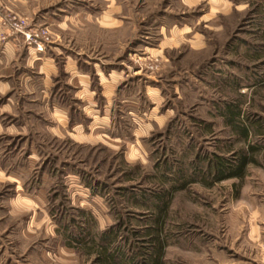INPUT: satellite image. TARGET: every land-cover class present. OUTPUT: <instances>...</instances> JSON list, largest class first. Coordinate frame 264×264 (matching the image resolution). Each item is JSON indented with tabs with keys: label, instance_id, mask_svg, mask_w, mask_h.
<instances>
[{
	"label": "rangeland",
	"instance_id": "rangeland-1",
	"mask_svg": "<svg viewBox=\"0 0 264 264\" xmlns=\"http://www.w3.org/2000/svg\"><path fill=\"white\" fill-rule=\"evenodd\" d=\"M182 1L120 0L121 27L114 32L79 14L67 31L55 25L74 10L113 11L97 0H26L20 6V17L32 29H46L52 43L126 64L143 80L129 92L145 83L147 97L140 92L134 98L136 118H121L111 133L124 143L110 148L41 134V159L32 155L20 170L30 175L29 190L40 191L24 200L10 195L11 184L0 186L1 264H98L94 250L64 243L60 216L68 232L119 229L115 245L147 254L146 237L133 232L143 233L155 215V195L165 192L164 264H264V0ZM165 41L169 47L160 52ZM227 105L238 112L233 122ZM241 126L249 127L247 138ZM3 142L1 153L14 150L11 137ZM249 144L259 147L257 162L247 165L241 180L205 184L198 176L206 159L233 158ZM20 150L23 156L26 148ZM142 193L149 195L147 206L134 202ZM30 221L41 228L22 236Z\"/></svg>",
	"mask_w": 264,
	"mask_h": 264
},
{
	"label": "crops",
	"instance_id": "crops-1",
	"mask_svg": "<svg viewBox=\"0 0 264 264\" xmlns=\"http://www.w3.org/2000/svg\"><path fill=\"white\" fill-rule=\"evenodd\" d=\"M25 2L0 0V151L3 150L2 145L7 147L3 139L11 137L14 142L13 151L0 152V186L11 184V196L31 200L32 193L41 188L38 186L29 190L26 183L30 175L25 177L20 170L32 155L41 159V134L50 139L87 146L100 144L110 148L114 142L124 143L121 134L111 132L121 118L131 121L136 118V107L132 103L140 92L147 97V84L144 83L138 92L130 93L128 89L142 78L136 72L132 75L126 64L106 63L82 52L74 53L67 45L50 41L43 51H37L21 34L11 32L2 24V17L8 14L24 15L20 6ZM97 2L102 6H112L113 11L94 13L86 9L74 10V14H62L61 21L55 25L60 31H67V22L73 25V15L79 14L82 20H91L101 28L118 31L121 27L119 12L123 7L120 0ZM182 2L186 4V0ZM101 19L110 22L104 25ZM62 24L66 26L62 27ZM165 42L160 52L169 47ZM144 81L147 80L144 78ZM152 108L153 105L149 109ZM115 109L118 110V118ZM121 109L123 115L120 114ZM22 148H26L23 156L18 154ZM41 226V222L30 221L22 226L21 234H33Z\"/></svg>",
	"mask_w": 264,
	"mask_h": 264
},
{
	"label": "trees",
	"instance_id": "trees-1",
	"mask_svg": "<svg viewBox=\"0 0 264 264\" xmlns=\"http://www.w3.org/2000/svg\"><path fill=\"white\" fill-rule=\"evenodd\" d=\"M225 108L226 117L228 118L227 121L233 122L238 112H234L232 106L230 105H227ZM249 130L248 126H241L239 132L244 138H247L250 132ZM258 149L259 147L257 145L249 144L245 150L238 151L233 158L227 159L222 156L214 155L212 158L206 159L205 171L202 173L199 171L197 174L198 176H202V180L205 184L220 182L230 178L241 180L245 174L247 165L250 163L256 164L257 161L254 157V153ZM189 178L194 177L190 176ZM165 180L166 179L162 178L161 182H164ZM81 182L84 186L88 188L91 187L90 182L86 179L82 178ZM183 182L181 185H177L179 186L177 189L185 186ZM166 194L167 193L165 192L164 195H155V199L151 203L155 209V215L153 216L150 224L145 227L143 233L139 234L138 231L133 232L136 236L139 235L142 238L146 237V242L150 247V251L147 254L140 248L135 252H132L125 250L121 245H115L119 236V229L111 227L102 232L92 233L91 231L83 228L82 230L79 229L80 231L76 233L72 231L68 232V225L63 222V216H60L57 222L63 227V231L61 233L64 243L67 246L75 247L78 250L84 249L87 253H90V249L94 250V259L98 264H164L163 255L166 242L163 232L164 218L167 209V201L165 199ZM148 196V194L142 193L140 198L138 197L133 199L134 202H140L147 206L149 200ZM49 213L50 216H53L52 210H50ZM143 255L146 256L144 257Z\"/></svg>",
	"mask_w": 264,
	"mask_h": 264
},
{
	"label": "built area",
	"instance_id": "built-area-1",
	"mask_svg": "<svg viewBox=\"0 0 264 264\" xmlns=\"http://www.w3.org/2000/svg\"><path fill=\"white\" fill-rule=\"evenodd\" d=\"M2 24L11 32L21 34L29 45L34 44L37 51H43L45 44L50 42L49 32L46 29H32L26 18L8 14L2 17Z\"/></svg>",
	"mask_w": 264,
	"mask_h": 264
}]
</instances>
